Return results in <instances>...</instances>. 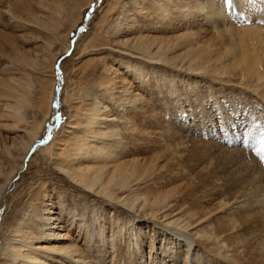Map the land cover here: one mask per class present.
<instances>
[{"label":"rangeland","instance_id":"374dc122","mask_svg":"<svg viewBox=\"0 0 264 264\" xmlns=\"http://www.w3.org/2000/svg\"><path fill=\"white\" fill-rule=\"evenodd\" d=\"M122 1H126L127 4L132 2V0H0V180L6 178L10 164L20 165L7 186L6 203L0 206V244L5 229L13 220V215L20 209L25 196L33 190L42 186L61 185L64 190L72 194V197L84 196L85 193L96 195L93 190L82 191L74 188L73 186L77 184L55 171L53 159L56 160L60 156L58 151L64 147L62 145L66 140L71 139L68 129L72 130V128L71 125H67V122L74 124L75 121L73 117H68L74 109L71 108L73 104L70 99L71 90L81 85L84 93L76 99V102L79 107L84 106L85 102L88 103L93 88L92 74L89 75L88 72L97 64L96 67L100 70V58L109 51L119 52L113 49L118 45L116 42L100 43L96 38L101 37L106 29H111L115 24L118 16L116 11ZM15 2L19 3V6L27 4L30 8L29 12H25L22 8L13 11L10 15L7 4ZM232 2L233 0H230L226 4L234 20L230 30L240 33L245 27H253L264 38V5L261 6V1L244 0L238 7ZM53 9L61 13L58 15L59 26L56 24L58 26H55L56 28L48 25L54 17L52 15H56ZM103 23L106 25L104 29L101 28ZM224 26L227 24L218 25L219 29H226ZM180 33L181 31L171 29L160 32L157 37L170 49V54H165L167 58L178 62L173 71L179 77L176 87L182 95L181 101L186 107L185 111H179L177 99L169 97L168 94L165 95L166 107L172 110L167 112V109L161 106V101L165 98L157 97L156 100H152L153 97L151 99L147 93H144L150 102L146 105L147 109L150 107L148 112L160 115L158 122H165V125L168 124L165 128L175 133L170 137L172 139H169L167 149L163 150L145 144L144 141L124 140L116 145L127 178L129 181L133 179L131 196L136 200L133 205L122 200L128 191L123 195L119 192L120 201H109L104 197L101 200L111 206L106 208V211L110 209L113 214H120L122 218L143 223V228H147L142 234L148 233L149 226L161 229L162 224L167 223L165 221H168L169 215L166 217L160 215L170 211L195 216L191 227L199 220H209L212 224H232V233L237 234L238 241L243 242L245 246L241 253H249V248L253 244L263 242L261 244L263 262L251 264H264V164L260 161V150L264 149V144L261 143L264 133V79L261 66L264 43L257 48L250 47L252 62L248 70L241 64L235 66L234 63H226L227 59L238 56L235 52L237 49L234 45H230L231 43L212 44L216 30L203 35L200 47L199 43L194 47L183 45L182 40L186 36ZM93 37L96 38L91 40L94 41L92 45L89 40ZM211 47L221 52L228 49L230 53L218 65H215L213 60L207 59L211 68L207 70L205 61L197 60L198 50L201 48V51L206 52V55L200 57L204 59L208 58ZM56 53L57 57L52 64L51 58ZM27 60L42 63L43 70L37 73ZM160 62L163 64L162 61ZM170 63L173 61L170 60ZM178 69L184 70V74L177 73ZM11 78L31 80L36 85L39 82L45 89L52 87L57 94L59 108L54 109V103L51 102V114L45 120L42 111L50 101L47 98L43 100L44 96L33 91L35 85L28 87L33 99L40 97L43 107L33 109L27 106L31 117L28 122L21 121V124H24L22 130H16L12 125L14 122L12 111L5 106L14 101V97L6 93L13 85ZM210 88L212 90L208 91ZM185 92H188L187 96H184ZM204 99L206 103L202 106L200 100ZM56 112L62 117L59 122L51 119ZM40 122L43 123L40 127V136L36 138L26 156L17 163L14 154L12 156L8 154L7 145L15 142L14 147L17 148L11 150L17 151V154L22 146L20 140L33 138L32 132L37 130ZM158 122L149 125L147 130L159 131ZM16 131L21 135L17 136ZM48 135L51 139L41 144L40 140ZM180 142H183L184 146L180 145ZM50 144H53L57 153L52 158L45 154V151H41ZM132 160L137 161L134 170ZM98 161L100 162L96 163L97 165L92 164L90 167L101 168L103 162L100 159ZM79 163L83 164L85 161ZM72 166L75 167L74 164ZM89 203L97 206L104 204L91 198L87 201V205ZM142 205L145 208L156 207L154 209L156 211L153 210L156 214L149 213L150 211L145 208H139ZM131 207L134 209L132 210ZM142 212L145 216L141 214ZM84 213L89 217V209ZM165 232L167 235L170 233L168 230ZM117 238L120 243L119 248H123L126 253H129L132 244L139 243L140 248L143 249L144 264H152L148 258V253L151 251L149 239L138 236L135 242L125 245L119 235ZM103 243L106 245V240ZM211 248L209 249L214 251L212 246ZM107 249L111 248L107 246ZM173 249L167 246L168 256L173 255L171 252ZM132 253L138 254L137 251ZM246 260L243 258L236 264H250L249 260L248 263Z\"/></svg>","mask_w":264,"mask_h":264},{"label":"bare ground","instance_id":"6f19581e","mask_svg":"<svg viewBox=\"0 0 264 264\" xmlns=\"http://www.w3.org/2000/svg\"><path fill=\"white\" fill-rule=\"evenodd\" d=\"M260 1L263 6L264 0ZM243 2L244 0H233L232 3L238 7ZM226 4L222 0H132L130 4L122 1L118 5L115 24L110 26L111 29H106L101 37H93L89 42L93 45L94 41L91 40L95 38L99 39L100 43L116 42L118 45L113 49L119 52L107 51L108 53L100 58V70L96 67L97 64L93 66L92 71L88 72L89 75L92 74L91 83L93 84L88 103L85 102L84 106L79 107L76 102V99L84 93L81 85L73 88L71 94L69 93L73 103L71 108L74 109L68 117H73L75 120L74 124L67 122V125H71L70 128H72V130L68 129L71 139L63 140L64 144L59 142L64 147L59 150L60 152L58 151L60 156L56 160L53 159L55 171L77 184L73 186L74 188L82 191L93 190L96 195L85 193L84 196L72 197V194L64 190L61 185L42 186L27 194L20 209L13 215V220L5 229V233H2L0 264H144L145 258L140 244H132L129 253H126L123 248H119L118 235L125 245L135 242L138 236L149 239L151 251L148 253V258L152 264H168V262L171 264H236L243 258L247 259V263L249 260L250 264L263 262L261 247L263 242L253 244L249 248V253H241L245 246L243 242L238 241L237 234L232 233V224H212L209 220H199L191 227L195 216L170 211L160 215L161 217L170 216L167 217L168 221H165L167 223L162 224L161 229L149 226L148 233L142 234L147 228H143V223L122 218L120 214H113L110 209L106 211V208L111 206L101 200L104 197L109 201H120L119 192L123 195L126 191L128 192L122 197L123 201L133 205L136 200L131 196L133 179L129 181L127 178L126 170L121 163L123 160L115 148L116 145L124 140L144 141L145 144L163 150L167 149L168 141L175 133L171 129H166L168 124L165 125V122H158L160 115H155L154 109L153 113L148 112L150 107L147 109L146 105L149 101L144 93H147L150 98L153 97L152 100H156L157 97L165 98L168 94L169 97L177 99L179 111H185L186 107L181 101L182 95L176 87L179 77L173 71L178 62L167 58L165 54H170V49L161 39H158L157 34L171 29L181 31L180 35L186 36L182 40L183 45L194 47L199 43L200 47L203 35L216 30L212 44L231 43L230 45H234L237 49L235 52L238 56L227 59L226 63H234L235 66L241 64L243 68L250 70L252 62L250 47L257 48L264 43V38L253 27H245L240 33L230 30L234 20ZM19 5L17 2L8 3V13L11 15L13 11H19L22 8L25 12H29L30 8L27 4ZM53 10L56 15H52L54 17L51 18L50 24L47 23L52 28L56 24L59 26L58 15L61 14ZM45 20H47L46 17ZM104 23L101 24L103 29L106 27ZM223 24H227L224 26L226 29H219L218 25ZM226 32L229 34L227 35ZM262 48L264 52V45ZM199 49L197 60L205 61L207 70L211 69L207 59L213 60L215 65H218L230 53L228 49L221 52L211 47L208 58L201 59V55H206V52ZM56 57L57 53L51 58L52 64ZM170 60L173 63L169 64ZM29 61L27 60V63L37 73L43 70L42 63ZM261 66L264 79V56ZM184 72L178 69L177 73L184 74ZM11 80L13 85L6 93L14 97V101L5 106L12 111L13 127L16 130L24 128L21 121L28 122L31 117L27 106L33 109L43 107L40 97L33 99L28 91V87L33 85H35L33 91L44 96V98L41 97L43 100L47 98L50 101L47 104L49 107L46 105L42 111L44 119H48L51 114V102L57 101L54 89L52 87L45 89L42 83L38 82L36 85L31 80L23 78H11ZM211 90L210 88L208 91ZM187 95L188 92H185L184 96ZM200 102L202 106L206 103L205 99ZM161 106L166 108L167 112L172 110L166 107V98L161 101ZM42 122L37 130L32 132L33 138L20 140L22 146L17 154V151L11 150L17 148L14 147V140L11 139L14 144L7 145L8 154L11 156L14 154L18 160L17 163L26 156L36 138L40 136ZM154 122L160 124L159 131L154 129V132L148 131L147 127ZM16 132L17 136L21 135L19 131ZM52 145L41 149L51 156L50 158L57 154ZM180 145H183V142H180ZM98 159L103 162L101 168H91L92 164L100 162ZM8 161L6 164L10 163ZM82 161L85 163L80 164L79 162ZM131 162H133L132 169H136L137 161ZM73 164L75 167L72 166ZM19 167L20 165L10 164L6 178L0 180V206L6 203L7 186ZM2 172L5 174L4 170ZM90 198L102 201L104 204L97 206L89 203L87 205ZM139 208H145V206L142 205ZM87 209L90 212L89 217L84 213ZM145 209L150 211L149 213L156 214L154 213L156 207ZM189 228L193 229L187 230ZM167 230L170 232L168 235L165 232ZM105 240L106 245L103 243ZM107 246L111 249L108 250ZM167 246L174 248L171 251L172 257L167 254ZM211 246L214 251L209 249ZM154 249L156 250L153 251ZM133 251H137L138 254H133Z\"/></svg>","mask_w":264,"mask_h":264},{"label":"snow or ice","instance_id":"6c2138e0","mask_svg":"<svg viewBox=\"0 0 264 264\" xmlns=\"http://www.w3.org/2000/svg\"><path fill=\"white\" fill-rule=\"evenodd\" d=\"M223 2H224V3H229L230 0H223ZM57 72H58V74L60 73L59 62L57 63ZM58 91H59V89H58ZM53 108H54V109H55V108H59V101L54 102V104H53ZM61 118H62V117H61V114H60L59 112H56V114H55L53 117H51V119H52L53 121H56V122H59V121L61 120ZM48 131L50 132L51 129L49 128ZM50 139H51V136L48 135V136H46L45 138L41 139V140H40V143H41V144L47 143ZM261 143L264 144V133H262ZM260 161H261L262 164H264V149H261V150H260Z\"/></svg>","mask_w":264,"mask_h":264}]
</instances>
